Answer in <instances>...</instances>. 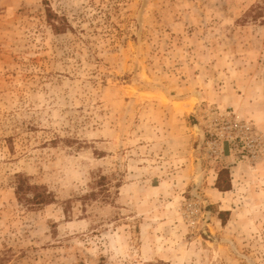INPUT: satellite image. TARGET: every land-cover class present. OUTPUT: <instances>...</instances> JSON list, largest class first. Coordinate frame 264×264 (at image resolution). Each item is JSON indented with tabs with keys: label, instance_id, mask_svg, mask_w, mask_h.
<instances>
[{
	"label": "rangeland",
	"instance_id": "374dc122",
	"mask_svg": "<svg viewBox=\"0 0 264 264\" xmlns=\"http://www.w3.org/2000/svg\"><path fill=\"white\" fill-rule=\"evenodd\" d=\"M0 258L264 264V0H0Z\"/></svg>",
	"mask_w": 264,
	"mask_h": 264
},
{
	"label": "trees",
	"instance_id": "16d2710c",
	"mask_svg": "<svg viewBox=\"0 0 264 264\" xmlns=\"http://www.w3.org/2000/svg\"><path fill=\"white\" fill-rule=\"evenodd\" d=\"M46 17L47 21L51 25L54 31L60 32L64 31L65 27L69 26L67 23V19L64 15H58L54 11L50 9L49 6L46 7ZM226 174V178L223 176ZM18 182L16 183L15 193L17 198L23 202V204L27 205L28 208H32L33 206H37L40 204H46L50 201L49 193L43 192H35L33 195L29 196L30 190H35V187L29 185V183L25 182V178L21 175H18ZM223 182H226L222 184ZM216 186L220 190H227L230 186V177L228 169L220 170L218 173V177L216 180ZM5 259L0 258V264H4Z\"/></svg>",
	"mask_w": 264,
	"mask_h": 264
}]
</instances>
